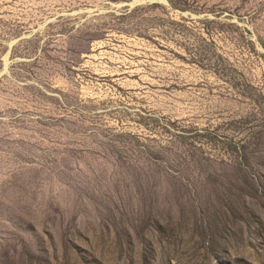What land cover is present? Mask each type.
I'll return each mask as SVG.
<instances>
[{
  "label": "rangeland",
  "instance_id": "rangeland-1",
  "mask_svg": "<svg viewBox=\"0 0 264 264\" xmlns=\"http://www.w3.org/2000/svg\"><path fill=\"white\" fill-rule=\"evenodd\" d=\"M0 264H264V0H0Z\"/></svg>",
  "mask_w": 264,
  "mask_h": 264
}]
</instances>
